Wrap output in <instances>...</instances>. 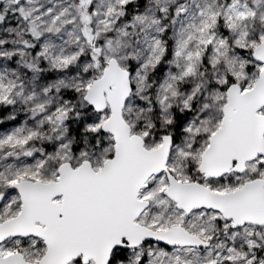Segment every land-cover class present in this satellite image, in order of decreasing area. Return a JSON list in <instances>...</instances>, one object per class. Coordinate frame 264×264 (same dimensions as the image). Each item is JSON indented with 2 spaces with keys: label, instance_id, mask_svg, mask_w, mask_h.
Wrapping results in <instances>:
<instances>
[{
  "label": "snow or ice",
  "instance_id": "snow-or-ice-1",
  "mask_svg": "<svg viewBox=\"0 0 264 264\" xmlns=\"http://www.w3.org/2000/svg\"><path fill=\"white\" fill-rule=\"evenodd\" d=\"M0 264H264V0H0Z\"/></svg>",
  "mask_w": 264,
  "mask_h": 264
}]
</instances>
